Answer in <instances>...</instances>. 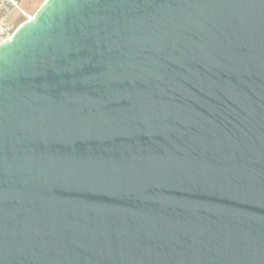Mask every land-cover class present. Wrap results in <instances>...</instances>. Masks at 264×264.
Segmentation results:
<instances>
[{"label":"water","instance_id":"1","mask_svg":"<svg viewBox=\"0 0 264 264\" xmlns=\"http://www.w3.org/2000/svg\"><path fill=\"white\" fill-rule=\"evenodd\" d=\"M0 264H264V0H45L2 40Z\"/></svg>","mask_w":264,"mask_h":264},{"label":"crops","instance_id":"2","mask_svg":"<svg viewBox=\"0 0 264 264\" xmlns=\"http://www.w3.org/2000/svg\"><path fill=\"white\" fill-rule=\"evenodd\" d=\"M45 0H20V9H12L8 15L13 27L16 29L26 19L33 16ZM2 40L0 39V42Z\"/></svg>","mask_w":264,"mask_h":264},{"label":"built area","instance_id":"3","mask_svg":"<svg viewBox=\"0 0 264 264\" xmlns=\"http://www.w3.org/2000/svg\"><path fill=\"white\" fill-rule=\"evenodd\" d=\"M20 9V0H0V39L5 40L15 31L8 15L12 9Z\"/></svg>","mask_w":264,"mask_h":264},{"label":"rangeland","instance_id":"4","mask_svg":"<svg viewBox=\"0 0 264 264\" xmlns=\"http://www.w3.org/2000/svg\"><path fill=\"white\" fill-rule=\"evenodd\" d=\"M26 20H27V19H26ZM26 20H25V21H26Z\"/></svg>","mask_w":264,"mask_h":264}]
</instances>
